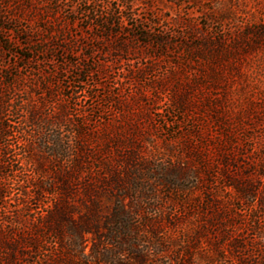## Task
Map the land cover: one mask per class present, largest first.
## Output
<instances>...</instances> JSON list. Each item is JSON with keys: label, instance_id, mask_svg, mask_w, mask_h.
<instances>
[{"label": "trees", "instance_id": "trees-1", "mask_svg": "<svg viewBox=\"0 0 264 264\" xmlns=\"http://www.w3.org/2000/svg\"><path fill=\"white\" fill-rule=\"evenodd\" d=\"M52 1L53 7L41 9L37 17L41 26L35 31L15 25L16 21L11 24L14 20L9 19L10 26L1 28L13 31L15 40L26 46H42L40 51L29 48L30 52L44 53L63 65L51 75L67 74L62 79L67 83L63 90H72V96L85 78L105 75L104 68L95 70L90 62L94 52L105 49V55L113 56L110 65L114 60L136 57L123 71L124 80L135 84L130 92L141 90L137 85L143 83L155 95L164 93L169 115L176 113L175 119L186 120L177 143L187 156L189 198L178 196L177 203L181 213L195 214L200 226L187 233L189 245L179 264H264V127L260 118L264 108L254 109L256 114L252 110L234 113L230 108L236 57L245 47L239 44L240 38L234 47L224 48L225 39L201 35L182 20L179 25L184 26L188 41L181 56L172 49L174 35L156 31L161 23L134 13L135 0H122L115 9L100 6L99 0H84L82 12L65 14H59L60 1ZM90 4L97 5L96 9L89 10ZM31 11L29 18L36 19ZM91 29L96 33L90 34ZM35 32L37 39L33 38ZM250 35L258 40L264 37V25ZM21 58L28 61L30 56ZM12 85L10 74L2 76L0 264H110L111 255L98 243L85 255L87 236L98 242L117 240V256L127 251L129 264H147L146 256L126 250L139 239L141 226H149V233L157 235L142 202L150 197L145 191L148 168L138 162L137 153L124 158L126 168L121 159L113 165L111 140L90 128L87 117L95 112L83 111L77 122H70L64 103L45 114L28 100L11 101ZM34 87L50 102L56 99L48 82ZM109 103L121 104L115 99ZM8 113L20 119L13 122ZM143 116L141 112L139 118ZM181 120L163 122L169 126ZM65 121L74 127V149L62 137L50 140L43 131ZM12 136L20 141L12 144ZM116 150L120 153L117 144ZM176 189L178 194H186V190ZM135 218L143 221L136 224ZM193 250L199 254L194 256ZM116 264L125 263L117 260Z\"/></svg>", "mask_w": 264, "mask_h": 264}, {"label": "rangeland", "instance_id": "rangeland-1", "mask_svg": "<svg viewBox=\"0 0 264 264\" xmlns=\"http://www.w3.org/2000/svg\"><path fill=\"white\" fill-rule=\"evenodd\" d=\"M59 1L62 4L59 14H65L66 11L71 10L82 12L86 6L83 4L84 0ZM99 1L100 6L106 8L108 5L110 9H115L122 0ZM135 1L134 13L142 19L153 17L155 21L161 23V26L156 27V31L173 34L172 49L181 56L184 53L183 44L188 41L184 26L179 25L182 20L190 23L201 35L225 39L224 48L234 47V42L240 38L239 44L245 47L243 50L239 49V55L236 57L237 68L230 82L234 104L230 108L234 113H243L246 110H252V113H255L259 107L264 108V37L258 40L250 35V32H255L258 27L264 25V0ZM52 2V0H0V82L2 76L6 73L10 74L13 81V85L9 88L10 100L13 102L15 98L28 100L30 106L38 108L39 111L43 110L42 113L45 114L48 112L52 114L56 104L61 106L65 103L70 122H77L78 114L83 111L95 112V115L90 113L87 117L91 121L90 128L98 129L101 138L111 140L109 158L113 165L117 164V159H121L126 168L127 163L125 164L124 158L132 152L137 153L138 162L144 163L148 168L146 175L148 183L145 184V191L150 197L143 199L142 202L145 204L143 207L147 217L153 221L152 226L157 235L149 233V226H141L139 239L135 238L134 245L126 246V250L146 256L147 264H179L189 245L186 239L187 233L191 230L196 231L200 226L195 218L196 215L181 213L177 203L178 196L179 199L185 196L189 198L190 177L187 176L186 170L187 156L182 153L181 146L177 143L178 138L182 136L181 132L186 129V120L182 121L181 117L175 119L174 116H178L176 113L169 115L165 106L166 94L155 95L144 89L146 85L143 83L137 85V87L142 86L141 90L130 92L135 84L132 86L133 82L124 80L123 71L129 67V64L135 62L136 57L128 56L121 60H114L110 65L108 61L113 56L105 55V49L94 52L90 60L95 70L104 68L105 75L85 78L84 84L75 86L76 93L72 96L70 95L72 90H63L67 83L62 79L67 74L58 72L55 77L51 76L55 69L60 71L63 65L47 59L44 53L30 52L29 48L40 51L42 46H26L21 41L15 40L13 31L1 28L10 26L6 22L9 19L14 20L11 24L16 21L15 25H20L21 28L30 27L35 31L40 24L37 17L41 9L52 5ZM96 6L90 4L87 8L94 10ZM30 9L36 19L29 18ZM81 24L86 25L84 22ZM89 33H96V31L91 29ZM33 38H38L36 32ZM93 44L96 45L95 42ZM80 53L78 49L77 54ZM21 56H30V59L24 61ZM164 68L163 66L162 69ZM45 82H48L57 93L54 103L45 99L42 90L34 87ZM112 99L119 100L121 104L111 105L109 100ZM44 103L46 106L42 108ZM141 112L144 114L143 119L139 118ZM159 113L162 117L158 116ZM98 116L100 119L97 118ZM146 116L150 119H146ZM260 118L264 127V115ZM8 119L17 122L20 118L11 114ZM163 119L169 122L176 120L182 122L168 126ZM73 130V125L65 121L59 126L48 127L43 131L50 140L54 136L62 137L64 141L69 142L70 149H74L76 137ZM174 131L177 133H173ZM17 141H20L18 136H12L10 139L12 144ZM98 144H102L100 139ZM116 144L119 145L120 153H117ZM177 186L186 190V194H178L180 191L177 192ZM222 195L225 198L230 197L229 193ZM195 196L196 193L193 194V197ZM187 205L186 208H188ZM142 221L141 218L134 219L136 224ZM114 242L108 243L106 239L98 242L87 236L83 244L84 253L87 255L91 246L98 243L103 251L106 250L111 255L110 264H116L117 260L129 264L130 253L127 254L125 251L117 256L114 249L118 245ZM192 254L197 256L199 250H193Z\"/></svg>", "mask_w": 264, "mask_h": 264}]
</instances>
